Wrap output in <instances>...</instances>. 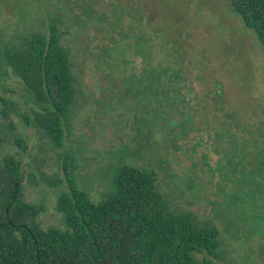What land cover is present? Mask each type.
I'll return each mask as SVG.
<instances>
[{"label": "rangeland", "instance_id": "1", "mask_svg": "<svg viewBox=\"0 0 264 264\" xmlns=\"http://www.w3.org/2000/svg\"><path fill=\"white\" fill-rule=\"evenodd\" d=\"M51 25L76 86L61 147L33 124L38 107L0 63V159H21L40 226L65 228L56 208L65 160L95 203L132 165L154 171L171 209L218 227L216 253L197 254L199 264H264V54L228 0H0V48ZM153 29L156 42L163 33L187 50L185 78L161 103L134 46ZM161 55L157 45L153 63Z\"/></svg>", "mask_w": 264, "mask_h": 264}, {"label": "trees", "instance_id": "2", "mask_svg": "<svg viewBox=\"0 0 264 264\" xmlns=\"http://www.w3.org/2000/svg\"><path fill=\"white\" fill-rule=\"evenodd\" d=\"M228 2L244 26L253 31L264 54V0ZM152 34L148 38L141 33L134 46L143 64L141 73L154 75L150 83L154 81L159 92V103L167 102L163 89L185 78L187 50L178 39L161 33L156 42L155 29ZM157 45L162 55L153 63ZM0 63L11 68L38 107L33 110V124L55 147H61L76 86L58 28L51 25L48 33L29 31L16 43L4 45ZM162 114L167 115L166 111ZM2 115L9 117L7 108L2 109ZM23 117L28 122L29 116ZM14 141L25 148L22 139ZM74 168L72 160H65L67 186L56 202L65 228H42L38 222L41 206L24 199L21 159L10 153L3 155L0 264H199L197 254L216 253L218 227L197 221L189 212L171 209L157 187L153 170L120 167L115 190L95 203L77 187ZM203 264L213 263L205 259Z\"/></svg>", "mask_w": 264, "mask_h": 264}]
</instances>
